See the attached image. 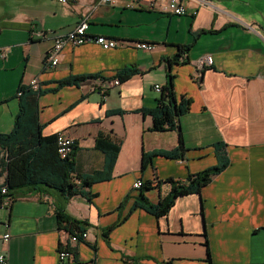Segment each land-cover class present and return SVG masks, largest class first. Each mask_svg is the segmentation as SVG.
<instances>
[{
	"label": "crops",
	"instance_id": "obj_1",
	"mask_svg": "<svg viewBox=\"0 0 264 264\" xmlns=\"http://www.w3.org/2000/svg\"><path fill=\"white\" fill-rule=\"evenodd\" d=\"M212 1L187 0L197 13L173 15L100 0H0V50L6 53L0 58V132L13 128L20 87L38 77L42 133L75 137L78 173L105 167L99 132L121 142L110 178L84 187V194L25 187L10 207L0 208V254L7 264H264V0ZM86 13L88 33L119 45L68 44L59 63L49 65L52 35L69 31ZM35 29L48 33L36 37ZM134 41L155 48H137ZM205 54L213 63L198 79L196 62ZM131 65L139 71L102 93L105 78ZM170 73L174 92L190 98V108L175 129L153 130L152 115L141 110L158 104L163 96L154 86H166ZM69 77L83 78L59 84ZM180 132L183 157L156 154L142 168L144 152L176 147ZM223 145L228 165L199 193L179 196L160 217L136 206L138 179L153 182L145 195L156 203L171 190L159 180L185 181L218 164ZM58 207L81 222L86 240H69ZM61 247L73 252L68 262L58 257Z\"/></svg>",
	"mask_w": 264,
	"mask_h": 264
},
{
	"label": "trees",
	"instance_id": "obj_2",
	"mask_svg": "<svg viewBox=\"0 0 264 264\" xmlns=\"http://www.w3.org/2000/svg\"><path fill=\"white\" fill-rule=\"evenodd\" d=\"M183 52V48H180ZM172 62V60H169ZM139 69L134 66H126L117 71L113 77L126 80ZM83 77H69L59 82L60 85L77 83ZM173 74H169V82L162 90V98L153 108H143L145 114H151L153 118L152 129L157 131L175 129L179 126V117L190 108L191 99L185 95L177 96L173 90ZM43 89H33L28 85H22L18 92L19 108L15 115L14 125L9 132H0V176L4 175V182L0 189L6 185L11 195L17 194L25 187L33 190L47 188L56 189L67 196L84 194L83 188L94 182L110 178L113 166L116 162L121 142L111 140L103 132L96 137V147L106 153V163L103 169H97L92 173L81 174L77 172L75 151L67 157H62L58 152L57 133L44 135L43 125L39 121V95ZM167 98V101L164 98ZM186 147L180 132L179 143L172 149H155L144 152L142 168L151 161L156 154L169 158H181ZM218 164L208 167L197 173L188 175L185 181L168 177L160 182L171 183L170 192L160 198L156 203L151 202L145 195V191L152 188L153 182L146 180L140 186V201L136 206L142 207L160 217L168 213L175 200L182 195L199 193L203 186L209 183L213 176L222 171L229 162L225 146L217 147ZM57 217L61 227L69 232H82L85 230L77 219L70 217L61 207L57 208ZM208 261L211 263L208 249Z\"/></svg>",
	"mask_w": 264,
	"mask_h": 264
},
{
	"label": "built area",
	"instance_id": "obj_3",
	"mask_svg": "<svg viewBox=\"0 0 264 264\" xmlns=\"http://www.w3.org/2000/svg\"><path fill=\"white\" fill-rule=\"evenodd\" d=\"M60 3H69L71 0H55ZM101 3L112 5V6H121L125 8H159L163 12H167L173 15H185L189 14H196L198 9L194 8L192 10L188 9L187 0H100ZM202 5H210L214 6V2L212 0H197ZM89 14L86 13L82 16L80 21L69 31L65 33H55L52 35L53 37V44L51 48L48 50L46 54V62L51 65L55 66L60 61V55L63 47L65 45H80L86 42H95L101 45L105 49L114 48L119 45V41L115 38L108 37L106 35H92L88 33L89 27ZM48 32L42 29H35L32 31V35L36 37H44ZM134 47L145 49V50H152L155 48V43L147 42V41H134ZM5 51L0 50V58L5 56ZM213 63V57L210 54L202 55L198 58L196 65H197V72L196 77L198 79L201 78L202 71L206 65H210ZM103 89H101L102 93H106L108 87L113 85H118L121 83L119 77H114L110 80H105L103 82ZM33 89H40L41 88V81L38 77H34L30 80L29 85ZM155 90L162 93L163 87L159 83L155 84ZM76 144V139L74 136L67 134L65 131L57 132V147L58 152L62 157H67L73 151V147ZM142 185V180L138 179L135 183V187H140ZM14 200V196L9 193V190L6 185H3L0 189V208H8L12 204ZM11 234L9 230H7L3 238L5 240H9ZM88 238V231L84 230L82 232L74 231L70 232L69 240L71 242H79L86 240ZM73 252L71 249L67 247H61L58 252V257L62 263L68 262L69 259L72 257ZM7 258L4 253L0 254V264H7Z\"/></svg>",
	"mask_w": 264,
	"mask_h": 264
}]
</instances>
